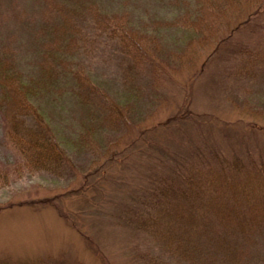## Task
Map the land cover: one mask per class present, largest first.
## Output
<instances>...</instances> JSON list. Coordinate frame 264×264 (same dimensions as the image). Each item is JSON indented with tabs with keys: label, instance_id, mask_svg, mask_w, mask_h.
Listing matches in <instances>:
<instances>
[{
	"label": "rangeland",
	"instance_id": "374dc122",
	"mask_svg": "<svg viewBox=\"0 0 264 264\" xmlns=\"http://www.w3.org/2000/svg\"><path fill=\"white\" fill-rule=\"evenodd\" d=\"M245 1L0 0V82L11 93L36 92L34 105L71 162L63 172L31 160L0 85V258L8 259L0 264H193L128 215L158 197L168 166L190 148L210 141L258 149L254 137L235 143L213 124L169 119L186 105L241 119L264 113V72L251 60L246 67L249 55L238 52L264 42V15L259 25H240ZM87 83L97 92H83ZM217 193L184 202L191 213L196 207V235L219 213L225 199H211ZM40 198L52 201L19 206ZM242 198L229 205L238 208ZM249 202L243 216L264 221V194ZM251 232L252 242L233 252L237 264H264V230Z\"/></svg>",
	"mask_w": 264,
	"mask_h": 264
},
{
	"label": "trees",
	"instance_id": "16d2710c",
	"mask_svg": "<svg viewBox=\"0 0 264 264\" xmlns=\"http://www.w3.org/2000/svg\"><path fill=\"white\" fill-rule=\"evenodd\" d=\"M235 1L240 2V0ZM245 7V17L241 18L239 24L246 27L256 23L259 25L264 15V0H246ZM230 21L231 19H228L226 22ZM241 51H246L245 53L250 57L246 61V67L251 60L256 70L260 69L264 72V42L258 41L253 47L239 48L238 52ZM0 85L6 88L2 82ZM90 85L87 83L83 87V92L88 93L91 90L97 92V88ZM99 94L101 97L99 102L104 105L108 103V97L102 93ZM87 95H83L84 104H88ZM95 97L98 98V96ZM3 98H7L11 105L14 104L9 122L17 136L19 146L29 154L31 160L45 163L41 165L55 171L70 166L68 153L57 141L56 133L45 119L42 110L34 105L37 99L36 92L34 90L31 92L30 88L19 89L17 87L11 93L8 87L3 92ZM195 111L186 105L185 108L181 107L177 110L175 115L169 119L178 118V121L194 119L204 124H213L216 129L229 131L231 136L235 137V143L238 140L246 143L247 140H252L249 139L250 136L254 137L258 149L243 150L240 147L239 150L234 148L228 150L229 148H220L210 141H205L204 145H196L190 149L188 146L186 150L189 149V151L185 154L186 157L177 156L173 164L168 166L166 181L160 184L158 188L160 192H156L158 197L154 198V195L145 198L140 211L130 212L128 218L141 223L142 230L149 231L150 229L152 233L159 235L165 249L171 251L179 262L237 264L233 252L240 244L252 242L247 237L254 233L251 230L258 232L264 230V221L251 220L249 222L242 214L252 210L249 207L252 194H264V121L260 120V117L264 119V113L253 109L250 114L255 118L241 119L209 111ZM18 117H22V120L19 121ZM238 133L240 136H237ZM198 158L199 160H196ZM196 161H200L202 167H199ZM187 187H190V193ZM216 191L219 193L211 199L221 196L225 201L222 205L216 206L219 213L215 215L212 222L208 219L204 221L201 225V232L196 235L194 232L196 228L191 223V219L194 221L197 217L195 216L196 210H194L196 207L191 213L189 206H186L184 202H190L191 206L198 205V200L205 194H214ZM259 191L262 194H259ZM238 194L243 195L245 200L242 198L238 208L235 205H229V199ZM168 197L170 198L167 200ZM51 201L47 198L29 199L20 202L19 206L48 204ZM209 203L212 202L209 201ZM183 211H187L186 214ZM83 238L87 245L94 249V252L101 255L103 260L107 259L102 251L95 245L92 246L93 242L89 236L83 234ZM221 254L225 257L223 260L220 258ZM0 260L3 262L8 259L2 257ZM107 264H110L109 260Z\"/></svg>",
	"mask_w": 264,
	"mask_h": 264
}]
</instances>
